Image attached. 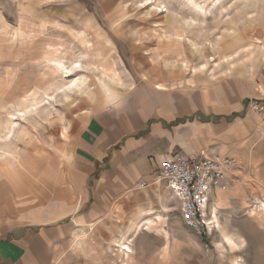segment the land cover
Returning <instances> with one entry per match:
<instances>
[{
    "label": "rangeland",
    "instance_id": "rangeland-1",
    "mask_svg": "<svg viewBox=\"0 0 264 264\" xmlns=\"http://www.w3.org/2000/svg\"><path fill=\"white\" fill-rule=\"evenodd\" d=\"M197 1L206 17L186 0H0V226L62 223L75 209L71 139L76 116L92 102L68 89L70 80L130 98L135 84L145 82L188 91L232 73L255 75L264 61V0ZM55 59L77 65L73 74L55 71ZM255 131L251 150L230 172L233 186L221 189L227 194L223 207L215 205L217 227L201 237L190 232V248L177 229L176 256L184 250L191 264H264L263 117ZM16 188L23 194L9 203ZM173 199L177 228L186 227ZM223 233L239 246L231 249ZM86 238L71 241L79 252L90 247L92 258L83 264H127L135 257L125 236L104 243L103 236L96 243ZM153 239H137L145 264L154 263ZM64 260L72 264L70 255Z\"/></svg>",
    "mask_w": 264,
    "mask_h": 264
},
{
    "label": "crops",
    "instance_id": "crops-1",
    "mask_svg": "<svg viewBox=\"0 0 264 264\" xmlns=\"http://www.w3.org/2000/svg\"><path fill=\"white\" fill-rule=\"evenodd\" d=\"M83 90L79 93L92 103L76 116L71 139L69 180L75 209L62 223L0 226V264H64L66 255L72 264H83L92 258L90 247L79 252V246L71 245L80 234L94 243L101 241L99 236L103 243L127 237L136 248L127 264H145L137 253V239L149 234L154 263L146 264H191L184 250L173 253L177 229L189 248L190 232L201 236L187 226L177 228L171 212L175 199L164 182L155 181L158 162L176 154L244 157L264 118V109L255 112L248 104L250 98L264 104V61L255 75L232 73L188 91L153 82L135 84L130 98L99 86ZM15 169L11 166L13 173ZM230 172L223 188L233 186ZM223 188L215 189L214 203L220 208L226 203ZM15 190L7 196L9 203L23 194ZM119 244L125 253L131 249L126 242Z\"/></svg>",
    "mask_w": 264,
    "mask_h": 264
},
{
    "label": "built area",
    "instance_id": "built-area-1",
    "mask_svg": "<svg viewBox=\"0 0 264 264\" xmlns=\"http://www.w3.org/2000/svg\"><path fill=\"white\" fill-rule=\"evenodd\" d=\"M248 104L255 112L264 109V104L256 98H250ZM236 162L237 158L232 155L176 154L158 162L155 181L164 182L177 199L181 218L187 227L199 235L210 234L215 215L212 191L226 185Z\"/></svg>",
    "mask_w": 264,
    "mask_h": 264
},
{
    "label": "bare ground",
    "instance_id": "bare-ground-1",
    "mask_svg": "<svg viewBox=\"0 0 264 264\" xmlns=\"http://www.w3.org/2000/svg\"><path fill=\"white\" fill-rule=\"evenodd\" d=\"M186 2L188 3V4H190L191 5V7H193V8H195L196 9V14L197 15H199L200 17L201 16H203V17H206V12H207V7L205 6V5H202V4H200L197 0H186ZM167 10V9H166ZM165 10V11H166ZM161 11H164V10H161ZM203 13H205V15H203ZM194 20V19H193ZM180 37V36H179ZM232 57L233 56H230V58L229 59H227V60H224V61H229V60H232ZM92 58L93 59H96V56H92ZM54 61V64H53V66L55 67V71H61V72H63V73H66V74H68V76H70V75H72L73 74V69L74 68H72V66L73 65H75V64H71L70 66H67L66 65V63H64L63 62V60H60V59H55V60H53ZM185 64V67L187 66V64L186 63H184ZM75 66H77V65H75ZM207 68V64H204V65H202V67H200L199 69H201V70H205ZM66 77V76H65ZM103 77H106L105 76V74H104V76ZM70 80V79H69ZM70 83H72L69 87H68V89H70V90H76V88L79 90V91H81L82 92V90H83V88L85 87V86H88V85H90V83H86V81L84 80V79H79V80H77V79H72V80H70L69 81ZM84 90H86V89H84ZM83 90V91H84ZM83 93V92H82ZM66 94V93H65ZM12 129V128H11ZM217 206V205H216ZM215 206V203L213 204V210H214V212H215V208L217 209V207ZM215 218L217 219V214H215L214 215V227H217L216 225H218V224H216V221H215ZM223 238L225 239V241H227V243L230 245V247H231V249H234L236 246H239V244L237 243V241H236V239L233 237V235H231V233H223ZM238 239L239 240H241L242 242H244L243 240V238L241 237V236H239L238 237ZM243 239V240H242ZM127 252H130L131 251V249H130V247L128 246L127 248Z\"/></svg>",
    "mask_w": 264,
    "mask_h": 264
}]
</instances>
